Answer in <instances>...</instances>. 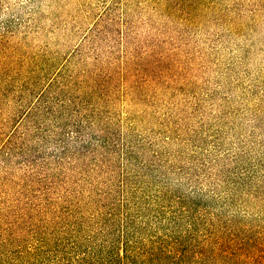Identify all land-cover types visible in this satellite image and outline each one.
Here are the masks:
<instances>
[{"label":"rangeland","instance_id":"rangeland-1","mask_svg":"<svg viewBox=\"0 0 264 264\" xmlns=\"http://www.w3.org/2000/svg\"><path fill=\"white\" fill-rule=\"evenodd\" d=\"M0 264H264V0H0Z\"/></svg>","mask_w":264,"mask_h":264}]
</instances>
